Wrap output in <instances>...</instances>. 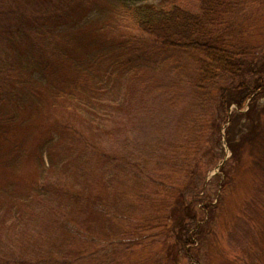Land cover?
Returning <instances> with one entry per match:
<instances>
[{
	"label": "rangeland",
	"instance_id": "obj_1",
	"mask_svg": "<svg viewBox=\"0 0 264 264\" xmlns=\"http://www.w3.org/2000/svg\"><path fill=\"white\" fill-rule=\"evenodd\" d=\"M142 4L203 13L200 0H0V264H264V149L235 162L223 80L135 29ZM215 7L211 35L264 55V0ZM180 189L199 226L166 261Z\"/></svg>",
	"mask_w": 264,
	"mask_h": 264
},
{
	"label": "trees",
	"instance_id": "obj_2",
	"mask_svg": "<svg viewBox=\"0 0 264 264\" xmlns=\"http://www.w3.org/2000/svg\"><path fill=\"white\" fill-rule=\"evenodd\" d=\"M219 1L200 0L203 12L201 14H193L178 6L164 10L156 9L151 4H142L130 8L128 15L135 29L153 36L152 38L158 40L160 45L198 53L201 56L199 68L202 80H223L219 86L217 102L224 108L235 105L237 110L225 121L228 122L224 129L225 142L235 162L242 163L245 157L253 154L255 148L262 146L264 149V102L259 104L260 98L264 97V55H260L259 51L251 46H240L239 52L231 51L224 41L210 34L209 25L213 22L214 16L220 13L218 9L223 7L221 5L212 9L214 2ZM17 82L19 90L11 94L12 99L16 100L25 91L21 78ZM47 86L42 84L41 87ZM0 95V99H4L8 94ZM247 100L243 112L241 110L244 109ZM241 119H244V132L242 129L238 138L233 135V124ZM215 125L218 127L217 130L221 129V123ZM263 159L264 155L259 161ZM184 198L183 190L177 191L168 213L164 215L167 235L164 240L166 261L171 254L177 255L180 251L188 253L187 246L194 242V233L191 232L189 224L194 223V226H197L198 220L196 213L191 210V206ZM204 207L208 208V205ZM169 236L173 240L171 243L168 241Z\"/></svg>",
	"mask_w": 264,
	"mask_h": 264
}]
</instances>
